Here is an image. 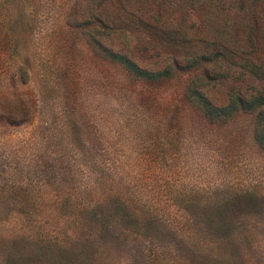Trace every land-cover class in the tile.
<instances>
[{
  "label": "rangeland",
  "instance_id": "1",
  "mask_svg": "<svg viewBox=\"0 0 264 264\" xmlns=\"http://www.w3.org/2000/svg\"><path fill=\"white\" fill-rule=\"evenodd\" d=\"M101 2L0 0V264H264L252 115L207 120L186 76L129 83Z\"/></svg>",
  "mask_w": 264,
  "mask_h": 264
},
{
  "label": "trees",
  "instance_id": "2",
  "mask_svg": "<svg viewBox=\"0 0 264 264\" xmlns=\"http://www.w3.org/2000/svg\"><path fill=\"white\" fill-rule=\"evenodd\" d=\"M101 3L99 25L91 30L108 47L103 49L98 39L93 42L113 70L131 84L151 87L186 76L184 97L204 118L215 122L251 114L252 139L264 150V0ZM234 68L239 71L230 81L239 79L249 91L228 87L229 77L220 75ZM216 82L225 87L220 101L208 97Z\"/></svg>",
  "mask_w": 264,
  "mask_h": 264
}]
</instances>
